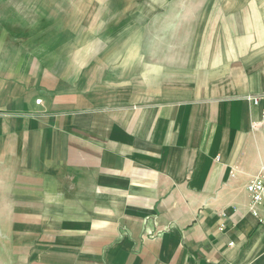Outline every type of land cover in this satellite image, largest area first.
Returning <instances> with one entry per match:
<instances>
[{"label": "crops", "instance_id": "0c3cea01", "mask_svg": "<svg viewBox=\"0 0 264 264\" xmlns=\"http://www.w3.org/2000/svg\"><path fill=\"white\" fill-rule=\"evenodd\" d=\"M263 121L264 0H0V264H264Z\"/></svg>", "mask_w": 264, "mask_h": 264}, {"label": "built area", "instance_id": "2783aa9c", "mask_svg": "<svg viewBox=\"0 0 264 264\" xmlns=\"http://www.w3.org/2000/svg\"><path fill=\"white\" fill-rule=\"evenodd\" d=\"M259 99L257 96L252 98V100L257 102ZM38 102H40V99ZM258 122L261 123L262 121ZM247 190L249 191V210L258 221V226L264 230V168L260 169L250 179L247 183Z\"/></svg>", "mask_w": 264, "mask_h": 264}]
</instances>
